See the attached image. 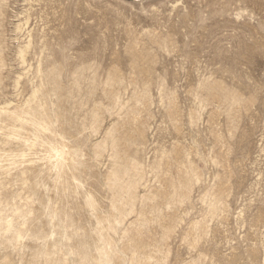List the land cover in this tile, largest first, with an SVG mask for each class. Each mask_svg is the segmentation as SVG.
<instances>
[{
  "label": "rangeland",
  "instance_id": "rangeland-1",
  "mask_svg": "<svg viewBox=\"0 0 264 264\" xmlns=\"http://www.w3.org/2000/svg\"><path fill=\"white\" fill-rule=\"evenodd\" d=\"M0 264H264V0H0Z\"/></svg>",
  "mask_w": 264,
  "mask_h": 264
}]
</instances>
